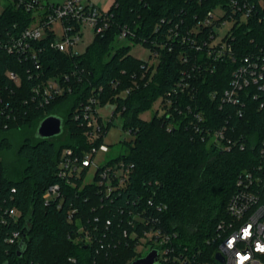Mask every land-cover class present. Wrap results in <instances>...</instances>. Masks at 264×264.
<instances>
[{"label":"trees","instance_id":"1","mask_svg":"<svg viewBox=\"0 0 264 264\" xmlns=\"http://www.w3.org/2000/svg\"><path fill=\"white\" fill-rule=\"evenodd\" d=\"M233 1L115 0L108 29L96 34L83 54L46 51L43 69L50 76L69 74L70 80L66 92L44 108L30 106L27 110L15 104L29 98L30 81L24 75L23 88L4 80L6 100L17 109L13 114L9 109L0 112V205L16 207L21 217L18 224L9 220L0 236V264H72L70 258L78 264H131L139 256L121 233L131 230L129 220L136 212L157 218L165 233H177L174 246L179 252L192 256L201 250L198 261L215 263L219 241L230 232L227 208L238 178L244 171L262 167L264 179V91H258L257 99L255 86L241 92L242 117L237 113L241 106L222 102L242 59L264 58V0H235V7ZM217 8L223 10V20L234 22L225 37L234 58L227 55L215 60L207 56L206 48L197 50L182 43L183 36L191 42L195 36L189 30ZM248 10L249 17L243 19ZM4 15L5 24L16 18L24 24L27 20L20 11L8 10ZM124 30L126 40L157 54V65L130 55L129 45L113 51ZM207 33L203 31L197 40L209 41ZM7 64L22 71L16 58L3 56L2 72ZM185 81L189 86H177ZM92 97L99 106L114 104L115 115H121L123 128L133 135L124 142L127 153L113 159L132 164V176L126 187L110 196L96 184L68 187L59 210L57 203L46 205L43 196L50 185L59 182L63 150L88 151L93 145L85 136L83 116ZM160 99L165 113L142 119L141 114L152 110ZM199 113L203 122L196 120ZM51 115L65 117L63 133L35 142L24 139L15 151L16 159L9 161L6 154L14 149L11 134L35 132ZM222 126H227L228 137L239 142L230 151L207 141V131ZM71 204L85 221L97 218L102 228L111 221L112 231L101 235L93 247L75 243L74 226L66 215ZM24 226L21 245L5 241L8 230Z\"/></svg>","mask_w":264,"mask_h":264},{"label":"built area","instance_id":"2","mask_svg":"<svg viewBox=\"0 0 264 264\" xmlns=\"http://www.w3.org/2000/svg\"><path fill=\"white\" fill-rule=\"evenodd\" d=\"M233 3L235 7L236 1L234 0ZM110 8L105 11L90 0H62L59 3L43 2L42 0H0V61L3 56H12L23 65L22 71L11 69L8 64L5 72L0 69V112L4 114L9 109L13 114L17 109L15 105L13 106L6 100L4 80L19 88L23 85V75L30 81L29 98L15 103L20 105L18 106L20 109L27 107V110H30V106L44 108L63 95L67 90L66 84L70 80V75L50 76L43 69L42 58L45 57L47 50H55L68 56L79 55L75 52V47L82 41L87 28H90L95 35L108 29ZM8 10L20 11L27 15L25 24L19 18L9 20L8 24H5L7 22H5L4 13ZM249 14L250 10L244 12L243 19L248 18ZM223 16L224 12L221 8L209 11L189 30V33L195 36L192 37V41L189 42L187 36H183L182 43L191 44V48L197 50L206 48L207 56L214 57L215 60L222 59L227 55L234 58L233 48L225 40L226 36L223 39H217L219 33L216 28L227 22L222 19ZM56 24H61V37L56 32ZM203 31L208 32L209 41L197 40V36ZM126 36L127 32L124 30L119 38L126 39ZM150 53L151 56L158 57L157 54H153L151 51ZM177 86L184 89L189 86V83L185 81ZM249 86H255L256 99L259 96L258 91H264V58L260 55L246 56L242 59L241 64L233 73L231 88L226 90L222 97L223 103L241 106L237 110L240 117L244 115L243 107L245 106L241 92ZM97 101L94 97L90 98V104L85 105L83 112L85 136L93 145L88 151L76 152L73 148L63 150L57 171L59 182L46 189L43 196L46 205L57 203V208L62 209L68 187L75 188L78 184H81L82 187L96 184L102 188L101 192L104 195L110 196L115 190L126 187L130 182L134 167L132 164L113 159L105 160L101 164L95 162L97 154H108L111 150L110 146L104 142L108 134L107 125L114 122L116 116L113 110L111 119L105 123L99 114L100 106ZM160 101L162 114H164L166 110L163 108V100ZM167 104L170 105L171 101L168 100ZM261 107H264V104ZM195 117L198 122L204 121V116L200 113ZM78 118L79 115H76V119ZM227 130V126H222L207 131L209 137L207 141L210 144H215L218 148L230 151L239 142L228 137ZM197 131L203 132L200 127L197 128ZM241 148L244 149L243 144ZM261 154L264 158V148ZM92 166L95 167L94 180L88 182L86 176ZM261 171H263L262 167L244 171L238 178L237 190L232 195L227 208L231 217L230 232L219 241L218 250L214 254L215 263L198 261L196 255L201 254V250L192 256L185 252H179L178 248L174 246L178 234L165 233L157 218L151 215L146 216L143 212L133 213L132 219L129 220L131 230L123 229L121 233L123 238H129L130 243L135 247L139 257L134 261L157 251L158 256L155 264H238V258L244 255L250 256L245 264H264V253L256 251L257 242L264 244V179ZM149 204L152 202L150 201ZM157 208L159 211L161 210V207ZM66 215L68 222L74 226L73 241L85 244L87 247H93L101 240V235L105 236L108 231L113 229L111 221L104 223L102 228L98 224L97 218L94 222L83 220L80 210L72 204L67 208ZM20 217L21 212L16 207L0 205V236L3 231L7 230L6 228L10 224L9 220L18 224ZM248 225L252 226V235L244 239L242 238V229ZM221 227L225 226L220 225ZM24 229L25 226L11 228L4 236L5 241L11 246L21 245L25 238ZM230 241H234L232 247H229ZM217 254L222 255L223 262L217 260ZM69 261L72 264H78L75 258H70Z\"/></svg>","mask_w":264,"mask_h":264},{"label":"rangeland","instance_id":"3","mask_svg":"<svg viewBox=\"0 0 264 264\" xmlns=\"http://www.w3.org/2000/svg\"><path fill=\"white\" fill-rule=\"evenodd\" d=\"M43 2H55L59 3L62 0H42ZM93 2L96 6L103 10H108L115 2V0H90ZM234 25V22L232 20H229L226 22V24H222L221 26L216 28V31L219 33L218 35V40L223 39L227 33L230 31L232 26ZM56 32L59 37L62 35V27L61 24H56L55 26ZM95 38L94 32L90 29L87 28L84 32L83 39L82 41L77 44L75 47V52L78 54H83L87 47L93 42ZM131 46L130 50V55L134 56L135 58L144 60V61H149L150 65H157L158 59L155 58V56L150 58L151 53L148 49H146L144 46L140 44H134L133 42L126 40V39H120L117 38L116 41L114 42V50L118 49L119 47L122 46ZM161 100V99H160ZM158 100L155 105L153 106L152 110L142 113L141 118L144 120H151L157 112L159 114H162V105L161 101ZM116 106L112 104L111 102H108L104 106L99 107V114L102 117L103 121L106 123L108 122L111 117H112V112L115 110ZM63 118V117H62ZM65 117L63 118V120ZM38 130V129H37ZM37 130L31 131L30 129L24 130L22 134H11V139L14 143V149L13 151L8 152L6 155V158L10 160L16 159V154L15 151L17 150L18 146L24 139H30L32 142H35L38 140L37 136ZM133 139V135L129 132V130H126L123 128V120L121 118V115L118 114L114 118V122L111 125L110 129L108 130V134L105 138V144L110 146V152L108 154H103L99 153L95 157V162L97 164L103 163L105 160L109 159H114L117 158L121 155H125L127 153V147L125 145V141H131ZM94 172H95V167L92 166L89 168V171L86 176V181L88 182H93L94 180Z\"/></svg>","mask_w":264,"mask_h":264},{"label":"water","instance_id":"4","mask_svg":"<svg viewBox=\"0 0 264 264\" xmlns=\"http://www.w3.org/2000/svg\"><path fill=\"white\" fill-rule=\"evenodd\" d=\"M64 131V120L62 117L51 115L45 118L39 125L37 130V136L42 139H50L53 137L60 136ZM22 252L19 253V256ZM158 256L157 251H153L148 256L134 261L132 264H155ZM216 258L218 261L223 262L221 254H217Z\"/></svg>","mask_w":264,"mask_h":264},{"label":"clouds","instance_id":"5","mask_svg":"<svg viewBox=\"0 0 264 264\" xmlns=\"http://www.w3.org/2000/svg\"><path fill=\"white\" fill-rule=\"evenodd\" d=\"M242 233H243L242 238L247 239L248 237H250L252 235V226L248 225L246 228L242 229ZM233 243L234 241H230L229 247H232ZM256 251L259 253H264V244H260L259 242H257ZM249 259H250L249 255L240 256L238 258V264H245V262L248 261Z\"/></svg>","mask_w":264,"mask_h":264}]
</instances>
